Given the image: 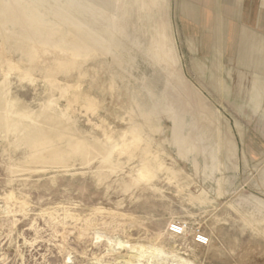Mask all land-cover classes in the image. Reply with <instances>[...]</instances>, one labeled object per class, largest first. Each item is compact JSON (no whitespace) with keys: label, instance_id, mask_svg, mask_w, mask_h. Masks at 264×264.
I'll use <instances>...</instances> for the list:
<instances>
[{"label":"rangeland","instance_id":"rangeland-1","mask_svg":"<svg viewBox=\"0 0 264 264\" xmlns=\"http://www.w3.org/2000/svg\"><path fill=\"white\" fill-rule=\"evenodd\" d=\"M137 1L117 0V12L125 6L130 15L123 39L131 60L121 56L124 65L111 55L65 57L55 49L27 59L0 37V82L35 111L55 104L117 167L94 157L70 168H24V147L0 135V264H264V55L250 61L236 47L245 32L264 51V0H241L230 22L222 9L216 42L214 32L181 20L182 0L150 11ZM86 2V18L104 25L95 3ZM155 21L166 22L170 38L163 62L148 51ZM184 85L206 110L186 105ZM156 97L170 106L167 113L159 107L161 129L144 127L137 136L131 127L145 122L138 101L152 106ZM169 117H181L194 136L203 125L206 136L194 141L199 152L192 154L199 169L168 142ZM177 221L190 224L186 236L170 233ZM197 229L207 246L193 242Z\"/></svg>","mask_w":264,"mask_h":264},{"label":"bare ground","instance_id":"bare-ground-1","mask_svg":"<svg viewBox=\"0 0 264 264\" xmlns=\"http://www.w3.org/2000/svg\"><path fill=\"white\" fill-rule=\"evenodd\" d=\"M86 1L90 3L89 6L92 8V5L95 3L94 10H97V14L104 18V25L101 24V26L86 18L87 12L85 11L86 6L84 3ZM164 1L139 0L137 2L139 9L150 11L152 8L161 6V3H164ZM117 10V0H0V37L5 41L6 45L27 59L48 58L51 55L49 50L55 49L60 51L65 57L69 55L76 58H94L95 56L106 57L107 55H111L113 56V60L124 65L125 60L123 58L131 60V51H129L128 45L123 39L126 36L123 31L127 30V24L130 22L124 16L130 15L125 6L122 7V12L118 13ZM118 14L122 15V18ZM152 17L153 15L150 20ZM118 19L121 20L120 24L122 27L120 30L116 27ZM118 30L122 31V38L119 39L116 34V32H119ZM166 30V22L157 21L150 38L148 51L151 57H154L158 62H163L162 60L168 56L167 49L170 38ZM249 50H251L249 54L257 60L261 59L262 54L264 55V51L262 52V49L259 48L256 49L254 45ZM41 54L42 56H40ZM170 60H173V56H171ZM97 63H99L97 66H102L101 64L104 62L99 61ZM118 73L121 72L119 71ZM256 81L254 82V87L258 90V85L260 84L256 83ZM179 82L181 85L184 84L180 79ZM184 88V98L188 101L186 105H192L195 101L198 109L194 110L201 111L207 109L206 103L200 95H197V92L188 89L185 85ZM259 88L261 87L259 86ZM10 89L8 81L0 82V135L10 137L12 141H9L12 145L24 147L25 152L21 167L29 168L33 165H43L70 168L73 166V163L79 161L78 159L84 161L94 157H100L104 164L113 167V169L116 167V163L109 156L105 147L99 141L85 136L76 126L73 119L63 116L55 104L49 101L45 102L41 104L38 111H35L31 107L26 106L17 94L13 93ZM254 95L256 96L255 93ZM157 97L155 101L157 103L152 106L149 103V106L146 103L142 104V101L137 96L136 99L141 101H138L140 108L138 109L142 116L139 117L138 112V117L143 118L145 121L144 124L135 122L131 127V132L137 134V136L142 135L144 127H148L151 131L161 129L159 123L161 122L160 115L163 109L160 110L159 107L164 108V113H167L170 110V106L168 107L167 104L163 103L164 100L161 101ZM135 104L137 105V103ZM211 115L213 116V114ZM169 118L172 123V130L170 133L171 138H169L168 142L175 148L174 150H176L178 156H183L196 169H199L198 160L197 158L195 160L192 154L195 155V152H199L194 141L203 142L206 136L203 125L200 126V123H198L200 132H198L199 135L194 136L186 132L185 121L181 117ZM131 123H134V121ZM165 142L167 143V139ZM214 158L212 157L211 167L216 166L217 162ZM84 165L86 166L85 162ZM203 166L208 167L209 170L210 166L204 163Z\"/></svg>","mask_w":264,"mask_h":264},{"label":"crops","instance_id":"crops-1","mask_svg":"<svg viewBox=\"0 0 264 264\" xmlns=\"http://www.w3.org/2000/svg\"><path fill=\"white\" fill-rule=\"evenodd\" d=\"M182 11H180L181 20L189 27H192L194 30L198 31H209L214 32L215 37L213 39L215 42L219 39L218 35V26L222 22L221 20V10H225V14L230 16L228 19L229 22L235 20V12L236 9H240L239 7L243 2L241 0H182ZM257 6V5H255ZM207 7V8H206ZM204 8V9H203ZM261 8V5L259 9ZM242 12V11H241ZM223 13V12H222ZM229 13V14H228ZM242 15V14H241ZM259 16L255 22L257 25L259 23ZM227 22V23H229ZM192 29V30H193ZM239 36V35H238ZM242 37L244 44L239 43L236 45L238 48V53L241 54L243 52L244 58L249 59L250 61L255 60V57H252L249 53L252 49L253 45L256 49H261V44L258 42V38H254L252 35L243 32L242 35L238 37L239 40ZM211 39L212 37H208ZM248 42V43H247ZM213 47H219L220 45L214 43ZM251 46V47H249ZM249 48V49H248ZM259 59V58H258ZM262 61L261 59H259ZM258 61V60H257Z\"/></svg>","mask_w":264,"mask_h":264},{"label":"built area","instance_id":"built-area-1","mask_svg":"<svg viewBox=\"0 0 264 264\" xmlns=\"http://www.w3.org/2000/svg\"><path fill=\"white\" fill-rule=\"evenodd\" d=\"M190 229V224L185 221L173 222L169 226L170 233L176 237L186 236ZM192 238L193 242L199 246H207L209 244V237L199 229L193 231Z\"/></svg>","mask_w":264,"mask_h":264}]
</instances>
